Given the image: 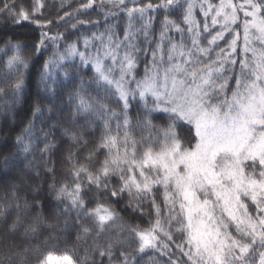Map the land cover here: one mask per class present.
Here are the masks:
<instances>
[{
  "label": "snow or ice",
  "instance_id": "6c2138e0",
  "mask_svg": "<svg viewBox=\"0 0 264 264\" xmlns=\"http://www.w3.org/2000/svg\"><path fill=\"white\" fill-rule=\"evenodd\" d=\"M96 2L87 0L80 8H93ZM127 2L133 7H126V0H99L102 7L107 3L126 12L128 21L122 39L108 27L104 32L82 38L85 51H80L79 41H74L61 53L58 42L63 34L41 31L34 46L39 53L48 40L56 48L43 66L41 82L46 88L52 69L60 67L65 60L79 57L82 65H90L94 71L91 81L80 80L69 100L75 102L74 117L82 118L87 125L97 121L102 124L101 136L85 162H75V154L68 153L66 158L72 164L74 179L71 187L67 183L59 188L55 183L49 186L57 201H67L64 215L75 213L79 229L76 241L87 245L84 255L75 259L71 250L56 253L52 250L55 245L49 246V240L55 237L44 241L46 251H42L40 244L23 249L14 241L10 244V239L17 235L24 240L35 237L37 224L43 221L40 214L31 223L25 221V210L42 206L33 197V205L25 198L21 208L13 186L14 205L0 204L3 254L0 264H14V258L19 264H27L29 254L36 256L35 264H96L97 254L106 257L108 264H137L133 252L125 250V225L115 210L99 200L95 207L87 206L85 182L99 194L108 193L114 198L127 194L129 204L134 202L136 208L145 198L151 199L156 213L154 222L146 229L139 226L128 229L129 236L136 240V253L155 249L167 255L171 242L186 257L183 264H264V0ZM43 7L42 0H33L31 11L18 6L16 0H0V14L9 16L17 26L31 21L42 29L49 27L51 20L35 19ZM197 7L205 18L202 30L194 11ZM177 9H182L179 23L171 16ZM161 10L165 14L159 40L151 49V61L145 66L143 77L137 79L135 69L141 51L137 41L143 36L145 44L153 43L150 38L153 17L147 14ZM71 15L65 12L59 19ZM137 20L143 22L139 27ZM217 25L219 30L211 34L210 27ZM170 31L178 33L180 39L174 40ZM202 31L210 36L207 46L201 42ZM185 32L189 34L190 46L185 42ZM225 33H234L233 38L227 42L226 49L219 48L218 42L225 39ZM241 35L242 58L237 59ZM93 41H99L100 46L89 53ZM25 47L9 39L6 48L0 50L5 55L12 52L5 61L6 75L18 73L10 85L0 87V95L6 87L11 88L13 96L22 91L24 78L20 69L28 68L23 55ZM64 77L72 79L68 72ZM88 89L96 94L92 95ZM111 97L117 98L119 111L110 106ZM132 101L141 110L135 125L130 116ZM153 113L165 114V125H154ZM41 115L37 105L33 109L34 120ZM183 126H187L185 137L179 132ZM33 127L30 121L17 137L25 153L34 146ZM55 128L56 125L51 126ZM135 128L147 134L138 139ZM50 133L51 130L44 133L45 140ZM63 134L75 144L87 146L81 133L65 128ZM53 146L46 142L41 154L50 153ZM101 152L104 158L93 170L92 161ZM47 171L54 172V168ZM112 177H117V187H110ZM157 186L163 189V215L155 196L151 195ZM249 202L255 206L254 212L249 210ZM13 206L16 215L9 222ZM81 216L88 218L91 225L81 222ZM173 227L182 237L179 243L174 240ZM102 236L107 237L104 244L99 242ZM90 237L92 242L88 245ZM127 247L131 248V244ZM99 264H104L102 259ZM171 264L181 261L172 260Z\"/></svg>",
  "mask_w": 264,
  "mask_h": 264
},
{
  "label": "trees",
  "instance_id": "16d2710c",
  "mask_svg": "<svg viewBox=\"0 0 264 264\" xmlns=\"http://www.w3.org/2000/svg\"><path fill=\"white\" fill-rule=\"evenodd\" d=\"M17 5H23L29 11L33 0H16ZM87 0H42L44 7L36 14L35 19L40 21L51 20L49 27L42 29L35 23L24 22L21 26L13 23L12 19L6 14H0V50L6 48V42L11 39L13 43L19 42L26 45L23 49V55L28 60V68L20 69L23 72L24 85L22 91L17 95H12L10 87H6L5 92L0 95V204L11 203L14 205L15 201L12 198V187L17 189V197L20 200L21 208H23V201L26 198L29 205H33L35 201L33 197L39 201L42 207H29L24 212V219L26 222H33V217L40 214L43 217L42 222H38V231L35 237H30L24 240L17 235L11 238L9 243L13 241L19 245L21 249L24 247H31L32 245L40 244L42 251H46L44 241L49 237H55V240H49V246L55 245L52 249L56 253H63L66 250H71V254L75 259H79L84 255V248L87 246L76 241V233L78 227L75 222V213L65 216L63 209L67 204L65 200L63 203L57 201L55 192L50 190L49 186L55 183L59 188L61 184L67 183L69 187L74 183L72 175V164L66 158L69 152L75 154V162H85V157L89 151L95 148L101 132L102 124L99 121L91 125L79 117H74L75 102L69 100L70 94L76 87L79 86L80 80L85 82L91 81L94 71L90 65H82L79 57L65 60L61 66L52 69V76L45 83L41 82V74L43 66L49 58L53 57L56 51L55 46L51 41H45V47L39 53L35 51L34 46L38 43L41 31H47L49 34L61 33L63 39L58 42L59 51L64 52L67 44L74 41H79L78 47L80 51H85L83 45V37L91 36L92 33H99L105 31L106 28L111 27L122 39L124 29L127 25L128 17L126 12L119 7H113L105 3L102 7L97 0L93 8L84 10L80 5L86 3ZM149 0H137L138 4H146ZM152 2V1H151ZM159 0L152 3L156 4ZM126 7H133L132 3L127 2ZM197 19L202 24L204 23L203 14L195 10ZM71 13L70 17H64V13ZM111 13L107 17L105 13ZM164 12H150L147 15L153 17L150 38L153 41L151 45L145 44L143 36H140L137 43L141 49L137 56V67L135 69L137 79L144 75L145 66L151 61V49L155 48V42L159 40V33L161 30V22L164 19ZM173 19L181 22L180 14L175 10L171 13ZM78 21H89L86 24H79ZM210 21V18L209 20ZM98 22V23H97ZM142 21H136V27H139ZM77 25L75 28L72 25ZM183 27V25H181ZM211 29V28H210ZM217 29H213L211 34H215ZM169 35L176 41L180 39V35L175 31H170ZM210 36L208 33L202 31V44L207 46V39ZM227 41V40H226ZM185 42L190 46L189 34L185 32ZM221 42L219 44H223ZM92 47L87 51L94 53L96 48L100 46L99 41H93ZM165 48L167 45L165 44ZM147 49V52H145ZM219 49L217 48L216 51ZM12 55L8 52L7 55L0 51V87L6 84H11L18 73L13 72L12 75H6L7 69L5 61L7 56ZM215 51L212 54V58ZM237 59L242 58L241 53L237 50ZM203 59V58H202ZM239 71V65L236 67ZM68 72L72 77L71 80L65 79L64 73ZM55 81V82H54ZM234 86V80L231 82ZM134 87V85H133ZM48 89H54L49 91ZM88 91L95 95L93 89ZM116 97L110 98V106L119 111L120 105L116 103ZM39 105L42 115L39 119L33 118V109ZM140 106L136 101L131 102L130 116L133 118V124L136 123V117L140 112ZM33 121V148L30 152L25 153L21 144L17 142V137L23 133V130ZM165 114L153 113L154 125H165ZM52 125H56L55 129H51ZM70 129L81 133L87 141V146L82 144H75V142L67 135H64V129ZM43 129V131H41ZM47 140H45L44 133L50 132ZM181 137L187 135V126L179 129ZM134 134L139 139L143 134L139 128L134 129ZM27 141H25L26 143ZM46 142H51L54 146L50 153L41 154V149ZM16 161L13 162V159ZM104 154L101 152L98 157L92 161L93 170L98 165L100 160H103ZM7 159V163L5 160ZM28 168L30 175L25 176L26 181L17 179V173L22 175L23 169ZM48 168H54V172H48ZM38 173V174H37ZM117 177H112L110 187L118 186ZM151 195L155 196L156 203L160 205L161 213L164 214L163 203V189L157 186ZM84 199L89 208L95 207L97 201L110 205L125 225L124 239L126 241L125 250L132 251L136 257L137 264H171L172 260H180L183 262L186 257H182L175 244L170 243V251L167 255L162 254L155 249H147L144 253H136V240L130 237L128 229L139 226L141 229L148 228L156 219L155 209L151 203L150 198H145L139 208L135 207V203L129 204V197L127 194L114 198L108 193L99 194L94 187L89 188L85 182ZM16 215V208L13 206L9 215V222ZM81 222L91 225V221L84 217H80ZM67 221V227L65 226ZM120 221H118L119 223ZM2 227V226H0ZM22 231V230H21ZM114 234V233H113ZM2 235V231H0ZM106 236L100 238V243L106 242ZM182 239L179 234L178 239H174L179 243ZM92 242L90 237L88 245ZM131 244V248L127 247ZM116 256H119V249L116 250ZM171 257V260H170ZM0 258H3L2 250H0ZM96 264H99L102 259L104 264H108L107 258H100L98 254L94 257ZM36 256L29 254L27 264H35ZM14 264H19L14 258ZM182 264V263H181Z\"/></svg>",
  "mask_w": 264,
  "mask_h": 264
},
{
  "label": "rangeland",
  "instance_id": "374dc122",
  "mask_svg": "<svg viewBox=\"0 0 264 264\" xmlns=\"http://www.w3.org/2000/svg\"><path fill=\"white\" fill-rule=\"evenodd\" d=\"M152 2L153 1H155V0H151ZM212 2L213 3H218V0H212ZM181 3H183V0H181ZM198 8V7H197ZM179 14H180V16H181V12H182V9H177L176 10ZM198 11H200L199 10V8H198ZM242 15V14H241ZM210 18V17H209ZM152 25H154V24H152ZM216 29H217V31L219 30V25H217L216 27H215ZM102 32H104V31H102ZM233 35H234V33H225V39L224 40H221V41H219L218 42V45H219V48H227V42L228 41H230L232 38H233ZM227 40V41H226ZM221 42H224L223 44L224 45H222V44H219V43H221ZM241 43V44H240ZM165 44L167 45V42H165ZM218 48V49H219ZM242 48V35H241V40L240 41H238V49L237 50H239L240 51V49ZM215 58V55H214V57H213V59ZM165 59H166V57H165ZM239 64H237L236 65V67L238 66ZM236 70V72H238V69H235ZM13 159V158H12ZM14 161H16L15 159H13V162ZM24 175L25 176H28V175H30V173H29V171H28V168H24L23 169V172H22V175L21 174H19V173H17V179H20L21 181H26L25 180V178H24ZM249 210L250 211H255V206L254 205H252L251 204V202H249ZM171 231L173 232V236H174V239H178L179 238V233H176L175 232V227H173L172 229H171ZM185 260H186V258H184ZM182 264H183V262H181Z\"/></svg>",
  "mask_w": 264,
  "mask_h": 264
}]
</instances>
